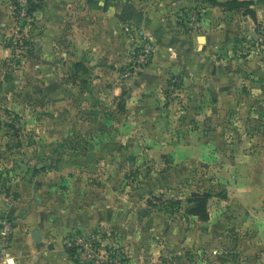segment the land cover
I'll return each instance as SVG.
<instances>
[{"label": "rangeland", "instance_id": "rangeland-1", "mask_svg": "<svg viewBox=\"0 0 264 264\" xmlns=\"http://www.w3.org/2000/svg\"><path fill=\"white\" fill-rule=\"evenodd\" d=\"M122 1L158 14L148 36L122 23L47 63L30 37L9 58L0 264H57L60 245L63 264H264V0L255 20L211 4L230 0ZM203 193L207 222L187 213Z\"/></svg>", "mask_w": 264, "mask_h": 264}, {"label": "crops", "instance_id": "crops-1", "mask_svg": "<svg viewBox=\"0 0 264 264\" xmlns=\"http://www.w3.org/2000/svg\"><path fill=\"white\" fill-rule=\"evenodd\" d=\"M40 4V9H37L35 12L36 22L31 29L30 37L34 38V43L37 47V54L34 56V59L42 63H47L48 58L53 57L56 47L55 52L57 56L60 53L63 56L67 54V57L69 55L71 59L73 54L78 55L81 52L82 46L88 45L90 49L92 45H98V43L93 41V38L98 39L97 41L99 42L104 36H108L107 33L109 35L122 33L120 26L122 23H136L134 29H138L141 27L140 24H142L143 31L141 34L148 36V28H151V22L158 19V14L141 11L137 3H124L122 0H41ZM10 5L11 0H0V82L4 79V70L9 66V58L15 55L11 49L4 46L3 41V36L6 32H9L10 27L14 23ZM155 25L158 30L157 35L160 37V40L157 42L158 46H162L163 48L167 44L171 45L173 40L170 39V36L168 37V34L163 32L162 25L156 22ZM125 28H128V26ZM131 29L134 30L133 27ZM153 35L155 37L154 33ZM199 48L201 49L202 46H199ZM185 54L187 56L191 54L190 47ZM186 63L188 67L193 68V70L195 69L194 73H198V70L201 71L204 65L201 63L193 64L192 62H188V60ZM116 89L118 90V88ZM115 96H118V94H115ZM96 221L95 218H92L91 221H85L87 223L86 227L93 225ZM55 241L49 240L42 233L40 251L49 242L55 243ZM56 252L57 264H63V260L68 259L67 252L62 245L56 248ZM12 258L13 261L9 259V262L20 264V258ZM23 264L31 263L24 260Z\"/></svg>", "mask_w": 264, "mask_h": 264}, {"label": "built area", "instance_id": "built-area-1", "mask_svg": "<svg viewBox=\"0 0 264 264\" xmlns=\"http://www.w3.org/2000/svg\"><path fill=\"white\" fill-rule=\"evenodd\" d=\"M31 0H11L10 10L14 19L13 26L9 32L4 35V44L15 54L23 49L21 43L24 38H30L31 29L35 25L36 15L32 9ZM127 32H131L130 28H126ZM83 237L76 239L79 247L82 246Z\"/></svg>", "mask_w": 264, "mask_h": 264}, {"label": "trees", "instance_id": "trees-1", "mask_svg": "<svg viewBox=\"0 0 264 264\" xmlns=\"http://www.w3.org/2000/svg\"><path fill=\"white\" fill-rule=\"evenodd\" d=\"M32 1V9L31 11H36L38 9L39 3L41 0H31ZM213 7H220L223 8L225 11H240L246 9L247 15H249L252 19H256L255 12L251 9L254 5L253 1H240V0H230L224 3L213 1L211 3ZM81 67L79 63L74 65L75 71ZM124 95V92L123 94ZM211 195L209 193L203 194H194L190 202V207L187 209L188 215L192 217L198 218L202 222H207L209 220V213H208V201L210 200Z\"/></svg>", "mask_w": 264, "mask_h": 264}, {"label": "water", "instance_id": "water-1", "mask_svg": "<svg viewBox=\"0 0 264 264\" xmlns=\"http://www.w3.org/2000/svg\"><path fill=\"white\" fill-rule=\"evenodd\" d=\"M199 42H200V43H205V37L201 36V37L199 38ZM33 237H34V240H35L36 243H37V242H40V240H41V235H40V232H39V231H35V232L33 233Z\"/></svg>", "mask_w": 264, "mask_h": 264}]
</instances>
